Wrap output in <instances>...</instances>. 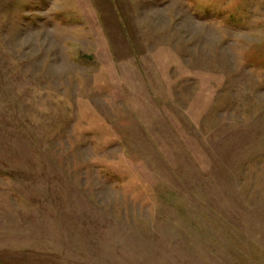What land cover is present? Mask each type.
Masks as SVG:
<instances>
[{"label":"rangeland","instance_id":"374dc122","mask_svg":"<svg viewBox=\"0 0 264 264\" xmlns=\"http://www.w3.org/2000/svg\"><path fill=\"white\" fill-rule=\"evenodd\" d=\"M0 264H264V0H0Z\"/></svg>","mask_w":264,"mask_h":264}]
</instances>
